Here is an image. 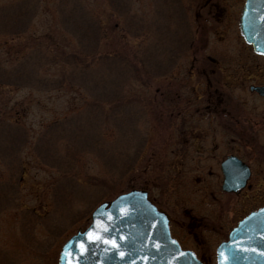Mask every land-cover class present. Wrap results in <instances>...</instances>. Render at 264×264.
Masks as SVG:
<instances>
[{
	"label": "rangeland",
	"instance_id": "374dc122",
	"mask_svg": "<svg viewBox=\"0 0 264 264\" xmlns=\"http://www.w3.org/2000/svg\"><path fill=\"white\" fill-rule=\"evenodd\" d=\"M23 1L28 0H0V9L15 5L13 17L24 19L15 10ZM30 1L38 5V12L25 32L16 34L14 29L13 35H6L0 29V60L10 67L39 50L44 55L37 74L57 80L60 73L72 71L73 65L62 60L63 54L74 50L75 42L60 24L57 0ZM127 1L130 6L120 15L108 0L80 2L96 12L101 27L96 52L119 53L132 45L159 48L162 28L165 44H174L177 57L166 74L147 77L145 85L134 80L127 85L129 93L139 95L144 103L146 124L142 126L148 128V135L133 169L115 191L145 190L149 200L168 215L172 236L180 245L193 250L203 264H216V246L227 238L230 228L249 211L264 206V98L249 89L264 84V56L253 52L240 36L238 17L244 0H215L218 8L207 0H176L180 9L172 5L171 11L165 7L167 0ZM172 9H178L179 15ZM18 19L11 21L18 24ZM9 20L0 16V23ZM126 21L132 26L126 27ZM157 58L164 68L165 55L159 51L152 59ZM37 61L26 63L36 67ZM144 65L151 66L148 58ZM66 79L56 89L0 86V120L21 126L26 131L23 139L27 138L20 155L8 156L4 150L5 157L0 156V182L9 184L12 195L0 199L1 205L9 200L12 204L6 210L0 206V264H57L64 241L88 225L100 202L114 197L110 189L96 194L97 185L83 182L80 170L78 190L62 192L68 206L62 212L65 226L56 234L48 225V214L57 215L52 199L57 175L44 162H80L92 174L106 176L100 160L86 152L100 144L111 146L113 138L111 127L100 129L96 119L86 117L92 115L86 112L92 100ZM74 116L85 117L78 122L89 146L73 157L72 148L63 142L58 152L70 161L66 156L39 159L34 145L43 129ZM3 141L1 146L8 149ZM230 153L239 155L251 169L245 187L235 194L220 189L219 161ZM29 211L42 220L36 223Z\"/></svg>",
	"mask_w": 264,
	"mask_h": 264
},
{
	"label": "trees",
	"instance_id": "16d2710c",
	"mask_svg": "<svg viewBox=\"0 0 264 264\" xmlns=\"http://www.w3.org/2000/svg\"><path fill=\"white\" fill-rule=\"evenodd\" d=\"M83 0H57L56 10L58 11V17H60V24L63 30L71 35L75 45L74 50L63 54V60L65 64H72V71H67L65 75L60 73L57 76V80L49 79L48 76H39L38 66L41 65L40 59L44 55L39 50L31 52L32 55L19 59L10 67L3 65L0 60V86L1 85H13L16 87H34L38 89H56L63 85V78H67L69 84L81 87L84 90V94L91 99L93 103H88L86 107L87 113L92 115L86 116L88 119H96L95 126H99L100 129L110 128L112 129V144L111 146L105 147L100 144L97 147L89 149L86 153H91L95 158L100 160V164L106 170V176H96L87 170L86 166H83L80 162L70 161L66 155L60 154L58 151V145L65 142L68 149L72 148V156L76 157L80 150L89 146V142L83 139L80 128L81 123L78 122L81 116H74L73 119L62 118L48 124L40 136L36 139L35 152L38 158L42 161H46L45 157L52 160H59L61 158L66 161L56 162H44L50 168H52L57 175L56 185L53 192V203L57 215L53 213L48 214V221L51 227L50 229L56 234L59 233L65 226L66 219L63 220V209L67 206V203L63 201L62 192L67 191L73 194L78 190L79 185L77 181L78 172L84 175V181L88 184L97 185V193L102 190L110 189V194L115 196L124 190H116L120 187L125 174L133 169L134 162L139 157L142 148L143 140L148 135V128H143L142 122L146 124L145 119V106L139 95L132 93L130 94L127 85L130 81H138L145 85V80L148 78L158 77L166 74L169 65L173 64L177 57L174 44L167 46L166 36H162L163 29L161 28L158 35L159 48H146L144 45L130 46L128 50H124L119 53H98L97 42L103 36L101 27L98 24L96 12L87 8L81 4ZM176 0H167L165 7L171 11L172 5L177 6ZM111 7L117 9L118 14H124L128 10L127 6L130 3L127 0H108ZM179 2V0H178ZM32 4V8H28ZM15 5L6 4V7L0 9V16L8 17L9 23H0V29L6 31V35L13 33L12 30H16V34L23 33L29 27L30 22L32 23L33 18L37 15L38 5L33 4L32 1H23L22 3L16 4V11L19 12V16L25 17L24 19H18L13 17L12 8ZM126 7V9H125ZM125 9V10H124ZM124 10V11H123ZM123 11V12H122ZM161 12V10H160ZM174 15L178 16V9H172ZM171 14V16L173 15ZM120 15V14H119ZM183 23H185L184 15ZM13 19H18L20 23H13ZM132 20V19H131ZM136 23V22H135ZM127 26L132 25L126 21ZM14 25L12 28L10 26ZM167 27V26H166ZM165 28V27H164ZM134 31H132L133 34ZM13 35V34H11ZM174 40V39H169ZM179 41L180 40L178 38ZM73 46V44H72ZM177 47V46H176ZM180 48V47H179ZM161 51L162 57L165 55L166 66L162 68L161 62L158 63L157 58L154 61L152 58L157 57V53ZM148 52V54H146ZM146 58L149 59L150 67H145L144 63ZM33 59L38 60L36 67L28 65ZM57 59L54 58V61ZM19 62V63H18ZM18 63V65H16ZM20 64L26 65V68L20 67ZM28 65V66H27ZM35 70V72L33 71ZM143 74L142 78L138 75ZM141 79V80H140ZM78 82H77V81ZM92 105V109L88 110V106ZM77 119V120H76ZM89 125H92L88 123ZM88 125V127H89ZM148 125V124H147ZM96 129V128H95ZM25 130L17 124L7 123L0 120V156L4 154L6 150L9 154L20 155V150L23 145L27 142V138L23 139ZM7 142L8 149H4L1 143ZM76 144V145H75ZM74 149H77L74 151ZM5 154L1 157L4 158ZM12 163H10L11 165ZM13 166H10V168ZM124 177V178H123ZM58 183V185H57ZM9 184L0 182V199L2 195H12L10 192ZM7 186L8 190H5ZM78 192V191H77ZM112 198V197H110ZM3 199V198H2ZM87 202H91V199ZM3 205L1 210H6L12 204L9 200L8 204L2 202ZM61 210V211H59ZM31 212L30 217L36 223H39L41 215H36L35 212ZM69 212V210H68ZM47 221V219L45 220Z\"/></svg>",
	"mask_w": 264,
	"mask_h": 264
},
{
	"label": "water",
	"instance_id": "95a60500",
	"mask_svg": "<svg viewBox=\"0 0 264 264\" xmlns=\"http://www.w3.org/2000/svg\"><path fill=\"white\" fill-rule=\"evenodd\" d=\"M238 27L253 50L264 55V0H245ZM264 96V85L250 86ZM221 190L238 192L250 176L235 155L220 162ZM216 264H264V206L251 211L231 228L215 249ZM57 264H202L170 234L168 216L132 188L98 204L90 221L61 246Z\"/></svg>",
	"mask_w": 264,
	"mask_h": 264
},
{
	"label": "flooded vegetation",
	"instance_id": "af4514ba",
	"mask_svg": "<svg viewBox=\"0 0 264 264\" xmlns=\"http://www.w3.org/2000/svg\"><path fill=\"white\" fill-rule=\"evenodd\" d=\"M208 1V3L207 4H211V6H213L214 8H218V3L215 1V0H207ZM215 3V4H214ZM220 11V10H219ZM198 13H196L195 14V16H197V18H198ZM264 85V84H263ZM251 86V85H250ZM250 86H249V89H250ZM261 97V96H260ZM262 98H264V97H262ZM208 116L211 118V115L210 114H208ZM212 118L213 119H216V116H212ZM226 155H228V154H226ZM226 155H224L223 156V158H221V160L219 161V162H221L223 159H224V157L226 156ZM237 155V154H236ZM242 161H244V162H246L245 160H243L239 155H237Z\"/></svg>",
	"mask_w": 264,
	"mask_h": 264
}]
</instances>
